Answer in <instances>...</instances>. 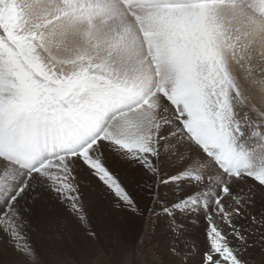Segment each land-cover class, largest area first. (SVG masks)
<instances>
[{
  "label": "snow or ice",
  "instance_id": "obj_1",
  "mask_svg": "<svg viewBox=\"0 0 264 264\" xmlns=\"http://www.w3.org/2000/svg\"><path fill=\"white\" fill-rule=\"evenodd\" d=\"M196 212L175 264L264 253V0H0V244L47 264V199L96 238L86 195L144 216ZM183 225L172 220L180 236ZM142 242V241H141Z\"/></svg>",
  "mask_w": 264,
  "mask_h": 264
},
{
  "label": "rangeland",
  "instance_id": "obj_2",
  "mask_svg": "<svg viewBox=\"0 0 264 264\" xmlns=\"http://www.w3.org/2000/svg\"><path fill=\"white\" fill-rule=\"evenodd\" d=\"M133 177L138 182L143 179L138 173H134ZM171 189H174L176 191V188L173 185L162 184V185H160L158 192L159 193L165 192V195H170L173 192H175L174 190H171ZM158 200H159V198L156 201L153 200V204L156 203V205L158 206L159 205V204H157V203H159ZM169 202H171V199L166 200L163 205H165ZM86 203H87V200H86ZM55 206L58 207L53 202H50L47 199H45L44 200L43 214L40 218L43 219L45 222H48L50 219H52L55 223H57L60 226L58 228L59 231H58V233L55 234V236H57V234H58L57 237H60L61 236L60 234L62 231L63 232H69L71 230L70 231V232H72L71 239L74 238L75 240L73 239L72 241H69V245L71 244L70 246H60V245L56 246L55 244H51V243L50 244H44V245L43 244L40 245L38 243L34 244L35 246L37 245L36 247L39 251L41 250V252H43L46 255L47 264H129V262H132L131 264H133V262H134V264L135 263L136 264H170V263L175 264V263H173V262H175L174 258L171 257V255H170V249L176 245H177V248H184L186 243L189 242L188 241L189 238L193 237V233L196 231L195 228L197 227L196 229H198V230L200 228V225L196 222L197 217L194 219H189L188 222L190 224H188V222L184 218L181 222V224L184 226L183 231L180 235V236H182V238H180V240L178 241L179 243L177 242L173 245L172 244L166 245V243H165L166 237L168 238L171 235L169 233V230H170L169 228L165 229L166 226H163V227H160V229L154 228V231H153V229H150L148 231L149 234L147 235V239H150L151 241L148 242L149 243L148 245H146L140 249L142 252V255L138 254L139 255L138 256L136 253V250L134 249V245L132 244L133 239H135V237H136V234L138 235V233H139L138 227H136L130 231H127L125 233H121L118 230L116 231V229H113L111 227V224H109L108 222L106 223L104 220L100 219V217H101L100 212H97L95 215H90V216L88 213L91 228H92V230H94L96 232V238L92 239L86 234V230L76 229L74 227L75 223H74L73 218L71 219V218L67 217L64 212L52 213L53 208ZM95 206H97L98 210L102 211L105 205L103 202H97L95 204ZM49 207H51V208H49ZM161 213L162 212H159V214L157 216L155 215L157 217V220L160 219V217L163 218L166 216V214H164V213L161 214ZM190 213L191 212L187 213V215H189ZM139 216L140 215H136L133 213V219H134L133 222L135 224L137 223L138 219L141 218V216L140 217ZM49 217H51V218H49ZM157 220L155 218L152 219V223L153 224H154V222L156 223ZM99 221H100V223H102V221L104 223L100 224ZM61 222H62V224H61ZM69 222H71V223L69 224ZM65 227H67V229ZM69 228H71V229H69ZM104 228H107V229H104ZM63 229H65V230H63ZM190 229L193 231H191ZM110 233H112V234L114 233V234L112 235ZM198 233L199 232H197V235H199ZM150 234H151V236H150ZM107 236H109V237H107ZM84 237H87L88 239L83 241ZM196 238H199V237H196ZM107 240H110V241L107 242ZM112 240H113V243H112ZM116 240H118V241H116ZM162 241L164 243H162ZM195 241H198V239H195L192 242H195ZM75 243H77V244H75ZM5 252H9V254L11 255L12 258L9 256V258H7V261L4 262V264H9V263L15 264L13 262H15L16 261L15 259H17V258L15 256V254L12 252V250H10V248H7ZM161 252L163 253V255L161 254ZM167 252H169V253H167ZM154 253H155V255H154ZM152 254H153V257L151 256ZM13 256L15 257V259ZM136 256L138 257L137 259H136ZM10 258L12 259V261ZM248 258L251 260V264H264V253H261L258 250H250L248 253Z\"/></svg>",
  "mask_w": 264,
  "mask_h": 264
},
{
  "label": "bare ground",
  "instance_id": "obj_3",
  "mask_svg": "<svg viewBox=\"0 0 264 264\" xmlns=\"http://www.w3.org/2000/svg\"><path fill=\"white\" fill-rule=\"evenodd\" d=\"M133 174L134 173H129L128 175L125 176V180L126 182L128 183V187H129V190L131 192V195L133 196V198L137 201L138 205L141 207V208H144V209H147V208H150V207H153L155 206L156 208V211L159 213V209L163 206V204L165 203L166 200H170L173 201L176 199L177 197V191H175L174 189H171V190H174L175 192H173L172 194L170 195H165V192H162V193H159L158 192V202L157 204H159L158 206L155 204H153V198H152V194H151V191L144 185H142L140 183V181H136L133 177ZM163 188V187H162ZM161 188V189H162ZM170 192V191H169ZM86 200H87V203H86V208H87V211L89 213V216L90 215H95L97 212H100L101 214V217L100 219L104 220L106 223L108 222L109 224H111V227L113 229H116V231L118 230L119 232L121 233H125L127 231H130L136 227H138L139 229V233L138 235L136 234V237L135 239H133V245H134V249L136 250V253L137 255L140 254L142 255V252H141V248H143L144 246L148 245L149 241H151L150 239H147V235L149 234V230L150 229H153L154 231V228H158L160 229V227H163V226H166L165 229L169 228V233L171 234L170 237H166V245H173L175 243H177L180 238H182V236H177L175 235V233L173 232L172 230V220L175 219V222L177 224H181L182 220L185 218L186 221L188 222L189 219H194L198 216V213L196 212H191L189 215H187V213L189 212H185V213H176L174 215V217H170L168 215H164L165 217L161 218L160 216V219L157 220V215L155 216H152L151 220L148 221L146 219V217L144 216H141L140 219H138L137 223L135 224L133 221V213L130 212V211H127V210H123V209H120V210H117L115 208H113L111 206V203L109 200L107 199H102L98 196H95V195H86ZM97 202H103L104 203V208L102 211L98 210L97 206H95V204ZM51 208V207H49ZM43 210H44V201H42L41 203H39L38 205H36L31 213V219H32V224H33V228L35 229L32 234H31V239H32V242L34 244H55L56 246L57 245H60V246H70L69 245V241H72L73 239H71V235H72V232H63L61 229V236L60 237H57L55 236L56 233H58L59 231V225L57 223H55L52 219H50L48 222H45L43 219H41L40 217L42 216L43 214ZM63 212V210L59 207H54L53 208V212ZM50 213V212H49ZM51 214V213H50ZM163 214V213H161ZM61 215V214H60ZM59 215V216H60ZM135 216V215H134ZM92 217V216H91ZM90 217V218H91ZM140 217V216H139ZM158 217V218H159ZM51 218V217H49ZM71 218V217H69ZM156 219V223L154 222V224L152 223V219ZM72 219V218H71ZM63 220V219H62ZM74 220V227L76 229H80V230H85L84 227H81V225L79 224L78 221H76L75 219ZM67 221V220H66ZM111 221V222H110ZM71 222H69L70 224ZM100 223V221H99ZM102 223H104L102 221ZM100 223V224H102ZM62 224V222H61ZM188 224H190L188 222ZM104 225V224H103ZM101 226V225H100ZM67 229V227H65ZM110 228V227H109ZM195 228V227H194ZM197 228V227H196ZM195 228V232L193 233V237L192 238H189V242H192L193 240L195 239H198L200 238V231L198 229ZM71 229V228H69ZM68 229V230H69ZM74 229V228H73ZM104 229H107V228H104ZM185 229V228H184ZM65 230V229H63ZM156 230V229H155ZM191 230V229H190ZM75 231V230H74ZM193 231V230H191ZM190 231V232H191ZM111 232V231H110ZM157 232V231H156ZM165 232V231H164ZM185 232V231H184ZM197 232H199L197 235ZM168 233V232H167ZM168 233V234H169ZM112 234V233H110ZM114 234V233H113ZM112 234V235H113ZM166 234V233H165ZM164 234V235H165ZM121 235V234H120ZM106 236V235H105ZM122 236V235H121ZM151 236V234H150ZM167 236V235H166ZM109 237V236H107ZM157 237V236H156ZM196 237H199V238H196ZM80 238V237H79ZM116 238V237H115ZM186 238V237H185ZM88 239L87 237H84L83 238V241ZM119 239V238H118ZM75 240V239H74ZM82 240V239H81ZM91 240V239H90ZM111 240V239H110ZM110 240H107L110 241ZM118 241V240H116ZM142 241V242H141ZM82 243V242H81ZM112 243H113V240H112ZM162 243H164L162 241ZM179 243V242H178ZM77 244V243H75ZM163 245V244H162ZM37 246V245H36ZM53 246V245H52ZM55 247V246H54ZM172 247V246H171ZM177 247V245H176ZM7 249V247H5L3 244H0V264H4V262L7 261V258H9V256L11 257V255L9 254V252H5ZM11 250V249H10ZM134 250V251H135ZM157 250V249H156ZM9 251V250H8ZM41 251V250H40ZM52 252V251H51ZM57 252V251H56ZM157 253V252H156ZM169 253V252H167ZM161 254L163 255V253L161 252ZM155 255V253H154ZM139 256V255H138ZM153 257V254L151 255ZM150 256V257H151ZM157 256V255H156ZM14 257V256H13ZM52 257V256H51ZM155 257V256H154ZM160 257V256H159ZM172 257V256H171ZM12 258V257H11ZM10 258V259H11ZM138 257L136 256V259ZM163 258V257H162ZM15 259V257H14ZM169 259V258H168ZM16 260V259H15ZM12 261V259H11ZM138 261V260H137ZM16 262V261H15ZM13 262V263H15ZM139 262V261H138ZM158 262V261H157ZM132 263V262H131ZM175 263V262H173ZM10 264V263H9ZM134 264V262H133ZM136 264V263H135ZM171 264V263H170Z\"/></svg>",
  "mask_w": 264,
  "mask_h": 264
},
{
  "label": "clouds",
  "instance_id": "obj_4",
  "mask_svg": "<svg viewBox=\"0 0 264 264\" xmlns=\"http://www.w3.org/2000/svg\"><path fill=\"white\" fill-rule=\"evenodd\" d=\"M129 264H131V262H129Z\"/></svg>",
  "mask_w": 264,
  "mask_h": 264
}]
</instances>
